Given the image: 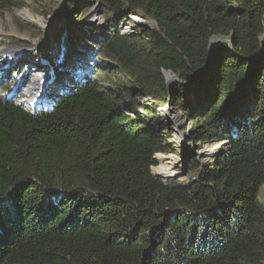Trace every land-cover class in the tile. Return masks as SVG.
<instances>
[{
    "label": "trees",
    "instance_id": "trees-1",
    "mask_svg": "<svg viewBox=\"0 0 264 264\" xmlns=\"http://www.w3.org/2000/svg\"><path fill=\"white\" fill-rule=\"evenodd\" d=\"M102 6L115 81H70L34 111L0 93V264H264V0ZM131 14L157 26L121 33ZM159 103L190 118L188 141H225L187 181L152 172L173 149Z\"/></svg>",
    "mask_w": 264,
    "mask_h": 264
},
{
    "label": "rangeland",
    "instance_id": "rangeland-1",
    "mask_svg": "<svg viewBox=\"0 0 264 264\" xmlns=\"http://www.w3.org/2000/svg\"><path fill=\"white\" fill-rule=\"evenodd\" d=\"M31 3L22 7L0 8V50L18 51L14 56L4 55L3 68L0 69V93L6 97L19 101L27 110L34 111L38 107L52 108L60 92L68 88L71 80L83 81V78L97 77L102 79L105 74L115 81L113 70L116 63L107 58L99 59L98 43L109 33V18L102 6V0H29ZM79 6V7H78ZM20 10H29L42 23L28 21L19 15ZM84 11L83 19L79 14ZM136 28L147 26L156 27L140 15ZM132 18V16L130 15ZM149 21V22H148ZM144 22V23H143ZM146 22V23H145ZM145 24V25H142ZM134 30L133 27L131 29ZM231 39L217 37V44L231 45ZM217 45V46H218ZM98 49V51H97ZM6 56V57H5ZM111 65V66H108ZM53 70V73H48ZM173 79L179 80L171 73ZM44 82L42 92H29V87L37 78ZM122 81V80H121ZM83 83V82H82ZM29 85V87H28ZM74 86V85H73ZM80 85H76L74 90ZM40 95V100L29 105L31 98ZM32 103V104H33ZM158 111L164 116L169 125L170 143L173 149L166 155L178 156L182 163L178 168L175 180L187 181L194 177L191 172L192 164L205 166L213 162V156L205 151V145L193 143L186 139L191 127L190 118L184 111L174 105L159 103ZM48 106V107H47ZM215 153V152H214ZM184 156L186 159H184ZM186 160V162H185ZM152 172L155 174L154 167ZM259 197L264 203V185L260 188Z\"/></svg>",
    "mask_w": 264,
    "mask_h": 264
},
{
    "label": "bare ground",
    "instance_id": "bare-ground-1",
    "mask_svg": "<svg viewBox=\"0 0 264 264\" xmlns=\"http://www.w3.org/2000/svg\"><path fill=\"white\" fill-rule=\"evenodd\" d=\"M19 15L28 21H31V20L36 21L37 20L38 22L42 23L41 20L38 17H36V15L31 13L29 10H25V11L20 10ZM149 23L151 24V22H149ZM216 40H217V37L213 38L211 41L212 50H214L218 45L217 44L218 41H216ZM16 52H18V51L0 50V58L4 55H8V54H9V56H11V55L14 56V54ZM8 58H6L4 60H0V69L3 68V61L7 60ZM43 83L44 82L42 81V79L38 77L37 80L34 81V83H32L30 85V87L28 85L29 92H36V94H40L42 92ZM69 84H72V83H69ZM67 86L69 87V85H67ZM37 98L40 100V95H36L34 98H31V103L29 105H31V106L36 105L33 102L38 101ZM42 108H45V107H42ZM223 144H224V141H219V142L213 143L210 145L211 146L210 150L212 152L214 151L216 153L218 150L221 149V147H223ZM208 147H209V145H208ZM156 159L159 160L160 165L158 167L153 168L155 171V175L161 179L166 180V181L174 179V177L177 175L178 168L180 167L182 160L178 156H173V155H169V154L166 155L164 153H157Z\"/></svg>",
    "mask_w": 264,
    "mask_h": 264
},
{
    "label": "clouds",
    "instance_id": "clouds-1",
    "mask_svg": "<svg viewBox=\"0 0 264 264\" xmlns=\"http://www.w3.org/2000/svg\"><path fill=\"white\" fill-rule=\"evenodd\" d=\"M131 16H132V20L134 21V24L136 25V24H139L138 22H140L139 21V19L137 18V16L136 15H134V14H131ZM149 21L151 22V23H153L154 21L153 20H151V19H149ZM144 23V22H143ZM156 23V22H155ZM124 25H130L131 26V29H132V27H133V29L135 30V28H136V26L134 25H132V24H127V22H125V23H122L121 25H120V27H119V29H120V31H121V33H124V34H127V33H132V32H134V30L132 31L131 29L130 30H128V31H123L122 29H123V27H124ZM142 25H145V24H142ZM155 26H157V24L155 25ZM72 81H74V80H71V82ZM75 89V87H70L69 89H67L66 91H69V90H74ZM65 91V92H66ZM64 92V93H65ZM63 93V94H64ZM62 94V95H63ZM58 99V98H57ZM144 101H151V102H153L154 103V101H153V99L151 98V97H148V98H145L144 99ZM38 107V106H37ZM42 108V107H41ZM190 130V129H189ZM224 141V140H223ZM225 142V141H224ZM213 144V143H212ZM208 145H209V147H208ZM211 144H207V145H205V151H206V153H208V155H214L215 153H214V151L212 152L211 150H210V148H211V146H210ZM156 156V155H155Z\"/></svg>",
    "mask_w": 264,
    "mask_h": 264
},
{
    "label": "water",
    "instance_id": "water-1",
    "mask_svg": "<svg viewBox=\"0 0 264 264\" xmlns=\"http://www.w3.org/2000/svg\"><path fill=\"white\" fill-rule=\"evenodd\" d=\"M153 24L156 25L157 23L153 22ZM227 38L231 39L230 41H231V45H232V37H231V36H230V37L228 36ZM262 40H263V44H264V34H263V36H262ZM217 47H218V46H217ZM217 47H216V48H217ZM216 48H215V49H216ZM51 72L53 73V70L49 71L48 73L50 74ZM165 76H166L167 80L173 79V76L171 75L170 72H165ZM61 96H62V95H60L59 97H61ZM59 97H58V98H59ZM155 157H156V156H155ZM184 159H186L185 156H184ZM185 162H186V160H185Z\"/></svg>",
    "mask_w": 264,
    "mask_h": 264
},
{
    "label": "built area",
    "instance_id": "built-area-1",
    "mask_svg": "<svg viewBox=\"0 0 264 264\" xmlns=\"http://www.w3.org/2000/svg\"><path fill=\"white\" fill-rule=\"evenodd\" d=\"M131 29V26L130 25H124V27H123V31H128V30H130Z\"/></svg>",
    "mask_w": 264,
    "mask_h": 264
}]
</instances>
